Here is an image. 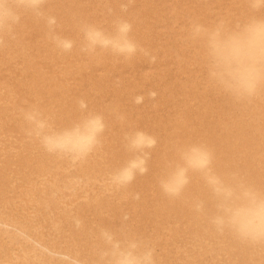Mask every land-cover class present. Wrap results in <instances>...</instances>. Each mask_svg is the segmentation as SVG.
<instances>
[{"label":"bare ground","instance_id":"obj_1","mask_svg":"<svg viewBox=\"0 0 264 264\" xmlns=\"http://www.w3.org/2000/svg\"><path fill=\"white\" fill-rule=\"evenodd\" d=\"M126 2L46 0L58 34L77 42L71 54L58 53L45 22L31 15L0 47V264H95L97 227L122 223L150 242L156 264H264V243L219 233L208 215L191 210L192 197L209 199L197 175L183 200L158 186L176 148L193 143L212 149L219 173L264 186V89L241 100L222 91L208 77L203 46L189 36L192 21L243 20L247 0H133L122 12ZM118 16L154 62L80 52V22L110 30ZM81 99L105 121L86 159L50 155L26 135L22 109L38 106L66 127L80 118ZM133 130L157 144L147 173L117 188L110 177L128 158L125 135Z\"/></svg>","mask_w":264,"mask_h":264},{"label":"clouds","instance_id":"obj_2","mask_svg":"<svg viewBox=\"0 0 264 264\" xmlns=\"http://www.w3.org/2000/svg\"><path fill=\"white\" fill-rule=\"evenodd\" d=\"M132 3L133 0L122 3L121 11L127 12ZM45 4L46 0H0V47L4 46L5 37L15 39L16 27L25 15H31L45 22L58 53L71 54L77 42L58 34L56 17L48 14ZM247 4L248 15L236 23L221 19L213 25L198 21L189 25L190 38L203 46L210 81L238 100L250 99L264 89V0H247ZM78 27L82 37L79 50L84 54L101 50L126 61L137 55L155 61L147 49L132 39L133 26L128 19L114 18L110 30L87 22H80ZM141 100L137 97L135 102ZM78 107L80 118L66 127H57L38 106L22 109L26 135L50 155L74 161L86 159L100 145L105 121L102 114L87 110L85 100H79ZM156 144L157 139L142 130L127 133L128 158L111 174L112 184L127 188L138 175L146 174ZM193 175L200 178L209 198L192 197L188 203L193 212L208 215L210 225L219 233L227 231L243 242L264 243V186L237 173H219L212 149L193 143L177 147L176 159L166 164L158 178L162 195L170 200L185 199ZM128 219L125 214L122 222ZM75 225L82 228L83 221L77 219ZM97 240L95 264H156L150 242L123 223L118 229L98 226Z\"/></svg>","mask_w":264,"mask_h":264}]
</instances>
